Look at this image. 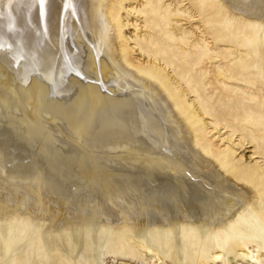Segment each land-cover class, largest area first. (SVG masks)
I'll return each instance as SVG.
<instances>
[{
  "label": "bare ground",
  "instance_id": "1",
  "mask_svg": "<svg viewBox=\"0 0 264 264\" xmlns=\"http://www.w3.org/2000/svg\"><path fill=\"white\" fill-rule=\"evenodd\" d=\"M125 1L60 0L54 11L53 45L40 54L26 47L7 53L5 62L14 69L11 79L17 81L21 74L14 64L20 58L35 97L25 107L10 99L6 112L0 99L4 241L15 230L35 240L55 241L58 249L73 252L70 249L86 246V239L99 235L109 236L114 243L127 241L126 247L118 248L127 262L115 264H132L138 253L153 264L158 260L162 264H264V222L257 223L254 212V202H264V188L256 169L225 172L220 163L207 160L208 151L200 147L191 124V118H201L203 112L195 102L189 109L182 101L188 90L179 96L172 90L173 86L182 89L177 85L180 76L167 74L161 65L154 70L129 61L133 49L123 29L130 24L116 7ZM193 5L200 7L199 0ZM214 5L222 10L216 16L209 11ZM202 11L204 24L229 14L264 38V0H206ZM178 16L172 14L174 24ZM57 51L64 56V72L59 69L54 93L48 61ZM88 70H94L95 76H89ZM240 70L238 65L233 67L231 80L264 88V83ZM216 77L225 78L220 70ZM105 90L113 98L104 100ZM248 114L254 117V112ZM221 115L226 120L235 118L231 112ZM246 134L248 143L255 142L252 133ZM64 136L78 139L81 149ZM239 148L237 144L231 150L235 153ZM86 150H93L98 160L87 157ZM258 168L264 174L263 166ZM193 238L206 240L202 247L214 244L215 248L207 253L204 248L202 258L187 261L162 248L170 249L184 239L197 244ZM231 255L233 259L227 258ZM108 259L113 257L103 252L102 261Z\"/></svg>",
  "mask_w": 264,
  "mask_h": 264
},
{
  "label": "rangeland",
  "instance_id": "2",
  "mask_svg": "<svg viewBox=\"0 0 264 264\" xmlns=\"http://www.w3.org/2000/svg\"><path fill=\"white\" fill-rule=\"evenodd\" d=\"M59 1L0 0V65L5 67V70L0 68V99L5 105L2 104L5 112L10 111L8 108L10 99L16 98V102L21 107H25L28 106V103L33 102L31 100H34L35 97L29 83L26 82L28 78L27 66L20 58L14 64L15 67L18 65L16 69L20 67L17 70L21 74L17 81L11 79L14 69L10 63L5 62L7 53L17 51L19 47H26L29 50L34 49L35 53L39 50L36 54H40L42 49L46 47L49 49L53 45L56 35L54 28L57 22L54 11ZM194 1L126 0L118 3L116 7L119 9L120 15H123L130 24L129 27L125 26L123 29L125 37L128 38L127 43L130 44V49H133L129 52V61L135 66L154 70H158L161 65L165 67L167 74L176 73L177 76H180L177 85L182 89L179 90L173 86L172 90L177 96L182 94V90H188L187 96H181L182 101L185 100L188 103L189 109L194 108L193 103L195 102L203 112L201 118L206 123L202 124L200 117L193 116L191 124L200 147L208 151L206 159H214L216 163H220L225 172L236 168V171L242 174L243 172L240 171L242 167L255 168L264 188V174L258 168L259 165L264 168V155L262 154L264 137H260L264 133V88L261 90L257 86L246 84L245 81L231 80L230 77L233 67L238 65L240 71L251 74L255 81L264 83V38L257 31H251L246 24L233 20L229 14L225 17L219 15L218 21L205 22L204 24L201 19L205 17L202 9L205 7L206 0H199L200 7L194 6ZM123 5L127 9H131L130 12L123 9ZM38 6L39 8H37ZM209 11L212 16L222 12L217 5L212 6ZM175 13L179 14L176 24L171 17ZM215 30L218 32L215 33ZM219 31L221 36H217ZM41 45L43 47H40ZM75 52L77 53V50ZM52 57L51 61H48L50 64L48 75L51 81V91L56 93L58 82L55 80L60 75L58 74L60 73L59 69L64 72V56L57 51ZM42 61L43 59H41ZM151 61H154V65L151 64ZM23 69L26 74H23ZM217 70H220L225 78L216 77ZM82 71L85 72L84 69ZM89 71L87 74L94 77L96 72ZM13 84L16 86L13 87ZM61 86L60 84L59 89ZM99 86V90L103 91L101 83ZM30 92L32 95L29 94ZM106 92L108 91L101 92L102 95L104 93V100L113 98L111 91L108 92L109 94ZM27 93L30 95L29 97ZM27 97L31 99L27 100ZM249 104L253 108L245 109ZM229 112L234 114V120H226L221 115ZM251 112H254V117L248 114ZM259 113L262 118L258 116ZM103 116L113 117L112 115ZM255 128L256 130L253 131ZM246 133H252L256 138L255 142L248 143ZM227 137H230V141ZM64 138L71 145L76 144L75 149H81L83 144L78 142V139L73 141L71 137H69L70 140L67 136ZM237 144L241 148L233 153L231 149ZM84 154L98 160V156L93 150H86ZM126 162L128 161L125 160L123 163L126 164ZM234 174L235 172H233ZM260 201L254 202V212L257 215L255 221L262 224L264 222V202ZM25 236L23 233L12 230L8 241L5 242L0 228V264H65V258L71 259V264H115L125 263L128 258L118 250V248L126 247L127 241L114 243L109 236L97 235L91 241L86 239L87 245L70 249L73 252H64L58 249L55 241L35 240L32 236ZM193 240L197 244L190 243L191 240L185 242L184 239L176 241L170 249L164 245L162 248L166 249L165 252L186 261L202 258L201 253L204 248L206 253L215 248L214 244L212 247L210 244L202 247L201 244L206 240H197V238H193ZM14 241L18 242V245H12L11 242ZM86 252L91 253L92 257H89V253ZM103 252L111 255L113 259H108L107 263H104L102 261ZM137 255V261H132V264H153L139 253ZM227 258L233 259L234 257L231 255ZM169 259L171 258L169 257ZM155 264L162 263L158 260ZM236 264H244V262Z\"/></svg>",
  "mask_w": 264,
  "mask_h": 264
}]
</instances>
